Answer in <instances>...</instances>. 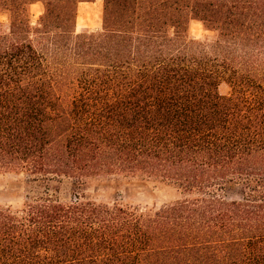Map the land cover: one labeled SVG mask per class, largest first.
<instances>
[{
	"label": "trees",
	"instance_id": "obj_1",
	"mask_svg": "<svg viewBox=\"0 0 264 264\" xmlns=\"http://www.w3.org/2000/svg\"><path fill=\"white\" fill-rule=\"evenodd\" d=\"M88 1L0 0V174L30 183L0 206V264H264V0H103L101 30L78 32ZM114 174L181 196L81 194Z\"/></svg>",
	"mask_w": 264,
	"mask_h": 264
},
{
	"label": "rangeland",
	"instance_id": "obj_2",
	"mask_svg": "<svg viewBox=\"0 0 264 264\" xmlns=\"http://www.w3.org/2000/svg\"><path fill=\"white\" fill-rule=\"evenodd\" d=\"M43 5L35 3L30 6V15L35 23L43 12ZM103 0L82 2L78 6L77 31L84 29L99 31L103 22ZM0 21L7 22V14H0ZM190 37L202 41H212L216 32L206 29L201 21L192 20L189 27ZM219 90L223 94L231 92V87L222 82ZM30 188L28 179L23 175L0 174V206L21 209ZM81 194L86 199L100 203H120L136 207L143 212L159 209L164 204L178 199L180 192L173 186L155 180H145L119 174L96 177L88 181ZM243 194L242 185L229 182L225 186L224 195L228 199L240 198ZM66 199L73 197L64 192Z\"/></svg>",
	"mask_w": 264,
	"mask_h": 264
}]
</instances>
